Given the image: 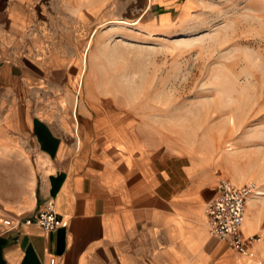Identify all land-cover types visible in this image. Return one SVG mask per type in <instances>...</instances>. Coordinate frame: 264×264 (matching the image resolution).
Listing matches in <instances>:
<instances>
[{
  "label": "crops",
  "instance_id": "0c3cea01",
  "mask_svg": "<svg viewBox=\"0 0 264 264\" xmlns=\"http://www.w3.org/2000/svg\"><path fill=\"white\" fill-rule=\"evenodd\" d=\"M192 2L0 0V264H252L206 227L219 179L127 110L51 88L71 82L97 7L135 6L132 24L161 28ZM49 201L55 230L25 223ZM248 217L243 232L256 235Z\"/></svg>",
  "mask_w": 264,
  "mask_h": 264
},
{
  "label": "rangeland",
  "instance_id": "374dc122",
  "mask_svg": "<svg viewBox=\"0 0 264 264\" xmlns=\"http://www.w3.org/2000/svg\"><path fill=\"white\" fill-rule=\"evenodd\" d=\"M191 1L185 13L172 9L182 21L161 28L147 17L132 24L135 6L97 7L71 82L58 75L51 88L127 110L160 145L186 153L203 179L252 183L256 196L264 193V0ZM252 200L259 241L249 260L264 264V195Z\"/></svg>",
  "mask_w": 264,
  "mask_h": 264
},
{
  "label": "built area",
  "instance_id": "2783aa9c",
  "mask_svg": "<svg viewBox=\"0 0 264 264\" xmlns=\"http://www.w3.org/2000/svg\"><path fill=\"white\" fill-rule=\"evenodd\" d=\"M255 194V186L252 183L236 185L220 178L214 199L205 207V224L209 234L223 241L241 257L252 256L259 241L256 235L246 236L243 232L248 200ZM25 223L36 224L45 232L55 230L59 221L52 202H47L34 219Z\"/></svg>",
  "mask_w": 264,
  "mask_h": 264
},
{
  "label": "bare ground",
  "instance_id": "6f19581e",
  "mask_svg": "<svg viewBox=\"0 0 264 264\" xmlns=\"http://www.w3.org/2000/svg\"><path fill=\"white\" fill-rule=\"evenodd\" d=\"M256 194H257V193H256ZM262 195H264V193L259 191V192H258V195H256V196L253 195L254 197H253V196L250 197V199L248 200V204H247L246 212H247V210H248V206L250 207V210H251L252 207H253V205H254V204H253V203H254V200H252V198L254 199V198H256L257 196H262ZM250 200H251L252 202L249 203ZM256 201H257V200H256ZM255 207H256V206H255ZM250 210H249V211H250ZM252 210H253V209H252ZM246 224H247V225L249 224L250 227H251V225H252V220H250V217L247 218V220H246Z\"/></svg>",
  "mask_w": 264,
  "mask_h": 264
}]
</instances>
